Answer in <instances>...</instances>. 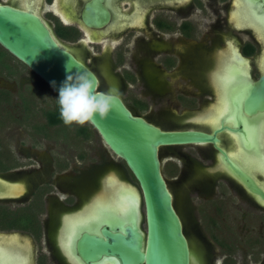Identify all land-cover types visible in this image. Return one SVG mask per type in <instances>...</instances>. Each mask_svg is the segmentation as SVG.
<instances>
[{
	"label": "flooded vegetation",
	"instance_id": "flooded-vegetation-1",
	"mask_svg": "<svg viewBox=\"0 0 264 264\" xmlns=\"http://www.w3.org/2000/svg\"><path fill=\"white\" fill-rule=\"evenodd\" d=\"M0 6L37 15L62 47L97 76L98 89L119 94L132 115L163 131L214 136L215 144L159 151V159L162 149L167 159L161 174L188 244L190 264H264V199L251 192L230 166L251 178L263 196L264 176L229 156L247 153L264 160V135L261 146L253 127L264 111H244L252 84L264 76V0H0ZM15 62L29 72L36 90L48 89L56 97L50 110L58 109V96L0 47V71L7 82V88H0V108L5 114L13 105ZM231 72L246 78L220 84ZM26 83L23 78V86ZM224 91L229 111L211 126L207 118L222 105ZM21 98L25 113L27 100ZM43 117L45 123L35 131L47 139V131L63 122L50 125ZM62 134L70 140L66 144L71 152L78 150V141L90 144L97 138L99 145L92 142L85 152L74 155L55 152L48 159L51 166L41 169L7 157L0 149V250L27 248V264H84L72 245L99 222L70 227L88 216L110 173L100 165L124 172L119 176L137 187L125 162L108 150L90 124ZM22 167H28L26 176ZM237 209L242 210L243 222L247 216L248 226L246 248L240 254L233 241ZM141 228L146 231L144 215Z\"/></svg>",
	"mask_w": 264,
	"mask_h": 264
},
{
	"label": "water",
	"instance_id": "water-1",
	"mask_svg": "<svg viewBox=\"0 0 264 264\" xmlns=\"http://www.w3.org/2000/svg\"><path fill=\"white\" fill-rule=\"evenodd\" d=\"M87 25L98 26L89 22ZM0 47L25 65L57 96L68 75L82 71L93 73L63 48L47 25L31 12L0 6ZM248 93L244 101L245 113L264 111V76L252 84ZM90 125L108 150L125 162L137 187L116 172L109 173L118 185L128 190L131 196L129 210L122 217L106 216L94 230L85 229L72 245L77 255L84 264L102 261L108 264H190L188 244L161 174L159 151L169 146L215 144L216 138L200 131H163L132 115L122 101L104 119L97 117L95 124ZM230 167L251 192L264 199L251 178L234 165ZM105 181L95 198L102 193ZM143 215L145 232L141 228ZM1 257L5 259L3 264L27 262L21 249L4 248L0 250Z\"/></svg>",
	"mask_w": 264,
	"mask_h": 264
},
{
	"label": "rangeland",
	"instance_id": "rangeland-1",
	"mask_svg": "<svg viewBox=\"0 0 264 264\" xmlns=\"http://www.w3.org/2000/svg\"><path fill=\"white\" fill-rule=\"evenodd\" d=\"M15 64V78L14 83L12 82L11 90L13 91L14 97L12 102L11 111L9 110L8 116L5 114L4 110L0 108V149L2 147L3 150L6 151L7 157L9 156L12 158V156L18 161L22 162V164L25 163V165H35L36 168L41 169L45 164L47 167H50L48 159L51 157V154L53 153H59L69 154H80L82 152H85L87 149V145L89 143L83 142L81 143L78 141L77 145V151L70 150V145L66 143H71L67 137H64L63 133L72 134V132L75 130V127H79L78 125H72L71 127L65 126L64 124L61 125L58 128H50L47 133L49 134L47 139L43 138L42 136L36 134L35 127L43 125L45 123L44 114L49 111L52 108V103L56 100V97L51 94V92L48 91V89H44L43 91H38L33 87V79L32 76L29 74L27 70H25L21 65H19L17 62ZM6 75L3 74L2 71H0V88L3 89L4 86L7 88L6 85ZM101 79H103L102 75H100ZM5 78V79H4ZM23 78L25 80L26 86H23ZM21 83V84H19ZM18 85H21L19 87L24 88L25 90H20L18 88ZM5 89V88H4ZM21 97L23 99L27 100V103L25 104V113H24V107L21 104ZM2 105H0L1 107ZM67 136V135H66ZM62 137V138H61ZM63 139V140H62ZM96 139V140H95ZM94 140H91L90 144L96 143L99 145V141L97 138ZM89 144V146H91ZM3 152V151H2ZM36 153V154H35ZM164 150H161L160 155V162H161V169L163 171V167L166 166L167 168V159L163 155ZM27 155V157H26ZM38 156V157H36ZM112 157V156H111ZM28 158H32V160L28 161ZM114 161L117 159L115 157H112ZM9 162V159H8ZM89 161H84V164H87ZM96 165V163H94ZM100 167H104L105 172L113 170L118 175L124 176L125 173L122 171H118L117 168L113 166H107L100 165ZM28 167H25L23 169V176L27 175V169ZM166 168H164L166 172ZM50 168L49 170H51ZM97 171L100 173V170L97 169ZM101 171H104L101 169ZM50 174V173H48ZM101 174V173H100ZM6 176V175H5ZM103 176V175H102ZM166 177L169 176L166 174ZM25 178V177H23ZM123 178V177H122ZM259 179V178H258ZM125 180V179H124ZM170 180V179H169ZM127 181V180H126ZM129 182V181H128ZM171 187H169L170 189ZM237 212V213H236ZM235 213V214H234ZM233 214L235 215V226L233 227L236 229V233H234V240L237 241V244L239 245V254L243 253L242 249L246 248V231L247 229V216L244 214L245 222L241 219L242 210L237 209ZM17 222H21L17 221ZM257 223L255 222V226ZM241 232V233H237ZM229 236V235H228ZM24 237H27V235H24ZM42 240L40 241L41 244ZM44 242V240H43ZM42 242V243H43ZM29 243V242H28ZM46 245V242H44ZM44 248H47L45 247ZM32 246V245H31ZM33 249V248H32ZM37 249H35V255L37 256Z\"/></svg>",
	"mask_w": 264,
	"mask_h": 264
},
{
	"label": "bare ground",
	"instance_id": "bare-ground-1",
	"mask_svg": "<svg viewBox=\"0 0 264 264\" xmlns=\"http://www.w3.org/2000/svg\"><path fill=\"white\" fill-rule=\"evenodd\" d=\"M244 78H246L244 77V75L237 76L236 74L231 72L229 73V75L223 76L220 79V84L222 83L225 86V85L230 84L235 79L244 80ZM220 100H221L220 103H222V105L220 106L219 104L218 108L215 107V112L209 115L207 118V121L210 123L211 126L217 125L218 121L222 117H224L229 111V108L227 107L228 103L226 102L227 105L224 104L225 103L224 100H226L225 91L224 93H222ZM253 127L256 133L258 134L259 138H261L259 140V143L261 144L262 139H263L262 136L264 135L263 133L264 132V115L258 118H255L253 120ZM209 128H212V127H209ZM261 146H263V144H261ZM229 156L231 158H234V160L240 162L246 170H250L251 172H254V173L259 172L264 176V160H262L261 157L253 156L247 153L241 154L237 152L230 153ZM104 185L105 186L102 189V193L94 200V204H93L94 206L91 209H89L90 212L88 216L84 219H78L77 222H74L70 227L71 229H74V228H77L79 226L86 225V224L92 225L98 222L100 223L106 216L111 215V214H113L114 216L122 217L128 212L129 207H130V201H131V198H130L131 196L130 194H128V190L123 185H118L116 180L110 175L106 178ZM69 236H72V232ZM68 240H70L69 237H68ZM67 245H69V243ZM16 249H21V255L24 257L26 256L27 248L25 249L24 247H16ZM99 264H108V263L106 261H102V263H99Z\"/></svg>",
	"mask_w": 264,
	"mask_h": 264
},
{
	"label": "clouds",
	"instance_id": "clouds-1",
	"mask_svg": "<svg viewBox=\"0 0 264 264\" xmlns=\"http://www.w3.org/2000/svg\"><path fill=\"white\" fill-rule=\"evenodd\" d=\"M98 86L95 74L90 71L66 77L57 98L59 116L65 126L95 124L97 117L104 119L121 102L119 94L114 95L113 90L97 91Z\"/></svg>",
	"mask_w": 264,
	"mask_h": 264
},
{
	"label": "trees",
	"instance_id": "trees-1",
	"mask_svg": "<svg viewBox=\"0 0 264 264\" xmlns=\"http://www.w3.org/2000/svg\"><path fill=\"white\" fill-rule=\"evenodd\" d=\"M45 115L50 125H55L62 121L59 116V108L54 111L49 110L48 112L45 113Z\"/></svg>",
	"mask_w": 264,
	"mask_h": 264
},
{
	"label": "snow or ice",
	"instance_id": "snow-or-ice-1",
	"mask_svg": "<svg viewBox=\"0 0 264 264\" xmlns=\"http://www.w3.org/2000/svg\"><path fill=\"white\" fill-rule=\"evenodd\" d=\"M262 21H264V17H261ZM0 264H3L2 258H0Z\"/></svg>",
	"mask_w": 264,
	"mask_h": 264
},
{
	"label": "crops",
	"instance_id": "crops-1",
	"mask_svg": "<svg viewBox=\"0 0 264 264\" xmlns=\"http://www.w3.org/2000/svg\"><path fill=\"white\" fill-rule=\"evenodd\" d=\"M57 237H58V235H57Z\"/></svg>",
	"mask_w": 264,
	"mask_h": 264
}]
</instances>
